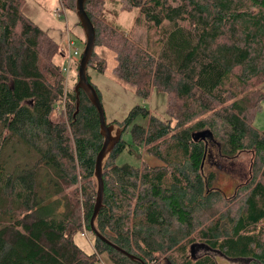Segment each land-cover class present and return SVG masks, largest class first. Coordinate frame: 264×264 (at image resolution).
Listing matches in <instances>:
<instances>
[{
	"label": "trees",
	"instance_id": "1",
	"mask_svg": "<svg viewBox=\"0 0 264 264\" xmlns=\"http://www.w3.org/2000/svg\"><path fill=\"white\" fill-rule=\"evenodd\" d=\"M64 1L75 9L76 0ZM126 1L140 8L151 38L146 49L117 46L118 72L140 82L139 93L173 95L176 120L171 126L135 106L119 122L130 143L121 135L103 161L94 225L135 260L95 236L92 253L75 243L77 233L92 234L98 115L83 92L75 113L74 88L64 83L70 69L53 62L57 44L24 16L23 0H0V264H98L102 255L112 264H218L210 251L264 264V133L252 126L264 100V0ZM99 2L85 4L95 47L122 32L95 14ZM91 68H102L94 51ZM207 127L223 132L224 154L248 150L260 165L259 177L240 185L234 210L223 212L231 198L204 172ZM129 144L158 163L117 165ZM195 246L206 249L202 256L188 251Z\"/></svg>",
	"mask_w": 264,
	"mask_h": 264
},
{
	"label": "rangeland",
	"instance_id": "2",
	"mask_svg": "<svg viewBox=\"0 0 264 264\" xmlns=\"http://www.w3.org/2000/svg\"><path fill=\"white\" fill-rule=\"evenodd\" d=\"M98 2L99 9L96 7L94 12L99 19H104V21L122 31L121 33L114 32L115 38L105 39V41L99 42V46L95 47V62L102 65L101 72L93 68L87 70L91 84L100 93L106 123L114 124L115 130L117 128L125 129L124 126H119V122L124 121L135 106H141L147 108L151 116L158 117L164 121L169 120L171 126H175L176 120L169 116V112L171 113V105H173V95L164 94L155 87H150L147 91L144 90L142 93H139L138 90H141L139 86L140 82L129 83L118 72L121 64L119 57H117V46L126 44L128 45V49H146L151 38L149 35L151 32H147L149 25L140 13V8L133 7L132 3L126 0H98ZM22 9L24 16L30 19L46 34L47 42L57 44L56 53L52 57L53 62L59 65L65 63L66 65V57L72 55L74 49L73 43H76L75 46L80 51V54L82 53L85 38L78 24L74 7L67 5L64 0H23ZM69 42L72 44L69 45ZM69 69L68 75H65L67 79L64 77V83L67 88L73 89L75 79L72 77L74 74H77V68L71 63ZM144 92L145 94H143ZM202 117L209 122L212 115L206 114ZM135 122H140L143 125L146 124V121L143 120L141 122L140 119H137ZM116 123L119 124L115 125ZM252 126L260 133H264V100L261 102L254 116ZM207 128L212 132L208 134L204 133L207 143L204 172L214 174L216 179L214 186L219 187L226 197L231 198V202L227 203L223 212L226 209L234 210L240 205L243 199L242 195L244 196V193L242 194L241 189H239L240 185L246 184L251 176L259 177L258 167L260 165L257 164L256 166V159L252 152L248 150H244L234 156L226 155L227 153L224 154L225 152L222 147L223 132L219 129L213 130L210 127ZM122 137L130 143V135L128 133L123 134ZM129 145L132 147L127 146L117 157V165L129 164L138 167L142 162L151 166L158 163V160L146 153V149H143L142 146ZM93 182L94 193L96 194L97 185L95 177H93ZM74 241L86 253L93 252V234L86 231L84 233H77L74 236ZM205 250L202 246L188 248V251L196 257L202 256ZM209 254L218 264H248L246 260L227 259L219 253L210 251ZM98 264L112 263L106 255H102L99 257ZM162 264H168V262L163 259Z\"/></svg>",
	"mask_w": 264,
	"mask_h": 264
},
{
	"label": "water",
	"instance_id": "3",
	"mask_svg": "<svg viewBox=\"0 0 264 264\" xmlns=\"http://www.w3.org/2000/svg\"><path fill=\"white\" fill-rule=\"evenodd\" d=\"M87 0H76L75 1V13L78 19V23L83 31L85 44L81 53V57L78 62L77 68V82L74 86L73 91L75 92V100H76V112H78L80 100V92H83L88 101L91 105L95 108L98 119H99V133L103 138L102 146L95 158V166H94V177L96 179V199L95 204L93 207V212L90 218V229L92 234L98 238L99 240L109 244L123 255H126L132 260H135L132 256L125 253L124 251L120 250L118 247L112 245L108 240H106L95 228L94 221L101 209L102 200H103V193H104V185H103V178H102V166L103 161L106 156L113 150V148L119 142L121 135L123 133V128L116 129L114 124H107L105 119L104 110L101 104V100L99 95L95 89V87L89 81L87 69L88 64L91 60L94 47H95V40L96 34L95 29L93 27L92 22L90 21L86 11H85V4ZM204 135V134H203ZM201 136L205 138V136ZM208 137H210L208 135Z\"/></svg>",
	"mask_w": 264,
	"mask_h": 264
},
{
	"label": "built area",
	"instance_id": "4",
	"mask_svg": "<svg viewBox=\"0 0 264 264\" xmlns=\"http://www.w3.org/2000/svg\"><path fill=\"white\" fill-rule=\"evenodd\" d=\"M72 44L71 42H69V45ZM76 53V52H75ZM75 55V54H74ZM74 55H69L67 58V64L65 65V63L62 65V72L63 73H68V70L70 68V64L71 62H75L77 61V58H75Z\"/></svg>",
	"mask_w": 264,
	"mask_h": 264
}]
</instances>
